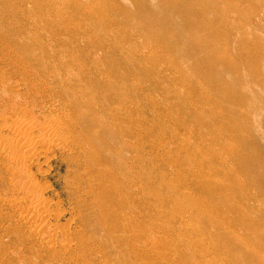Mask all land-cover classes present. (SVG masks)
<instances>
[{"label":"bare ground","instance_id":"6f19581e","mask_svg":"<svg viewBox=\"0 0 264 264\" xmlns=\"http://www.w3.org/2000/svg\"><path fill=\"white\" fill-rule=\"evenodd\" d=\"M70 1L73 4L70 6L75 7L78 15H72L74 17L68 19L64 7L55 9L47 0H0V22L7 19L6 16L14 18L10 20L11 25L6 24L9 27L2 32L30 36L28 41H14L17 56L20 54L24 57L28 68L24 74V70L21 72L23 77L16 84L20 85L24 80L31 84L34 81L31 76L35 75V83H39L41 88L34 95L32 88L23 92L18 87L16 91L20 96L31 100L29 103L37 109L38 116L33 111L24 109L26 111L22 110L16 116L3 117L4 122L0 120L3 122L0 126V170L8 175V190L15 196L2 201L6 203L4 205H8V212L0 214V264H36L38 245L46 251L75 252L78 242L75 243V237L80 233L77 228H71L69 222L62 223L65 210L59 207V203L53 204V199L48 198L50 185L32 172V168L36 166L42 175L50 170L49 161L57 152L65 154L77 170H82L76 177L77 184L73 185L76 203L78 208L79 205H86L93 209L98 219L97 224L105 233V239L96 245L109 249L110 253L104 252L101 256L104 262L113 257L117 260L116 264H172L177 262L178 257L169 247L161 245V242L168 239L172 231L176 232L171 223L177 214L167 213L164 208L162 190L165 184L161 172L163 163L151 165L153 171L148 172L150 169L146 165L144 146H135L148 133V120L145 117L147 70L145 66L134 68L136 61L117 41L114 31L108 32V29L84 24L81 19L83 5L76 0ZM212 1L218 0H160L156 5L141 3L138 10L145 22L144 28L151 30L153 27L157 40L158 36L164 35L165 30L174 28L178 33L176 40L182 44L181 52L186 57H193L198 53L202 55V61L196 66L200 75L215 81L218 94L229 101L233 109L242 105L244 95L240 99L237 95L240 90H227L220 83L226 70L236 72V61L227 49L221 48V45L216 46L222 37L225 39L232 35V31L229 26L226 28L219 23L221 17L226 18V12L225 16L220 13V18H210ZM227 1L231 4L233 2ZM242 1L264 7V0ZM15 27H20V30L16 31ZM243 37L247 49L243 50V56L249 53L251 60L264 56V46L257 38L252 40L244 35ZM165 38L163 41H166ZM173 40L170 39L167 46L176 47ZM136 73H139V77L135 76ZM263 73L257 69L253 71L258 80L264 79ZM236 83L235 81V86L238 85ZM132 88L140 92L142 97L134 95ZM204 88L210 90L208 86ZM135 113L139 114L137 118L134 117ZM200 113L201 111L198 114L194 112L196 117H201ZM223 113L226 117V112L222 110L220 114ZM215 114L220 116L217 112ZM248 115L247 113V117ZM233 129L237 133L238 130ZM191 174L197 191L220 197L218 190L221 186L217 180L206 179L201 170L194 169ZM212 203L211 207L205 205L208 202L203 199L190 200V204L208 207L206 210L212 215L210 218L214 223L222 225L220 217L223 219L224 213L218 210L217 204ZM232 205L235 206L234 203ZM166 214L171 219L170 224L164 220ZM71 216L69 220L76 222L77 215ZM84 221L89 224L87 218ZM230 224L224 228L229 232L228 241L236 248L245 249L247 261L263 264L264 257L256 250L258 245L247 240L253 231L240 224ZM262 245L260 246L263 247ZM92 251L93 249H89L87 255H92ZM83 253L78 254L83 256ZM73 260L72 262L76 261Z\"/></svg>","mask_w":264,"mask_h":264},{"label":"rangeland","instance_id":"374dc122","mask_svg":"<svg viewBox=\"0 0 264 264\" xmlns=\"http://www.w3.org/2000/svg\"><path fill=\"white\" fill-rule=\"evenodd\" d=\"M47 1L55 9L64 7L68 19L70 17L73 18L75 14L78 15L75 13V7L70 6V4L73 5L70 0L66 1L67 4L65 0H63L64 2L61 0ZM76 1L83 5L81 19L84 24H87V26L93 25L99 29H108V32L114 31L117 35V41L136 61L135 65H133L134 68L145 66L144 68L147 70L146 84L148 90L145 117L148 120V133L142 140L137 141L135 146L138 148H142L141 145L144 146L146 165L150 169L148 172L153 171V166L151 165L157 166L163 163L161 172L163 173L165 184L162 190L165 201L164 208L167 213L177 214L176 219L171 223L175 227L176 232L172 231L171 236L161 242V245L169 247L177 255V262L175 261L172 264H257L246 260L245 249L236 248L228 241L229 232L225 231V229L228 227L227 224L231 225L230 223L249 227L253 233L248 236L249 239L246 238L247 236L245 238L248 241L250 240L249 242L258 245L256 250L260 256L263 255L264 257V79L258 80L253 74L256 69L259 72H264V56L261 55L251 60L252 56L249 53V56L247 54L245 56L242 55L244 53L243 50L246 48L243 35L252 40L257 38L258 42L264 46V7L261 5L253 6L242 0H233L235 3L232 2V4L227 0L214 1L215 3L212 1V4L210 2L212 6V9L210 8V18L213 17V20L216 17L220 18L221 16L218 15L222 13L225 16L224 12H226L227 19L221 17V20L219 19L220 22H218L224 27L229 26L232 31V35L230 34L225 39L222 37L219 44L216 45H221V48L227 49V52L236 61L235 65L237 67L235 71L237 73L226 70L224 72L225 77L220 83L227 90L231 88L233 92L240 90V92H237L240 99L244 95L242 97V100H244L242 105L238 106L239 108L232 109L229 101L218 94L215 81L205 75H202L203 77L200 75L196 66L197 63L202 61V55L198 53L193 58L192 56L186 57L181 52L182 44L179 43V40H176L178 33H176L177 31L175 32L174 28L172 30L169 28L164 31V35L162 33L163 36H158L159 41L153 33L155 31L153 27H151V30L147 27L144 28L145 22L139 15L138 5L148 1ZM159 1L150 0L148 3L156 5ZM6 18L3 22H0V120L5 119L3 117L16 116L24 109L29 112L33 111L32 113H36L35 115L38 116L37 109L29 103L31 100L28 97L27 99L24 96H20L16 92L18 87L23 92L32 88L34 91L33 95L41 90L40 84L36 85L35 83V75L31 76L34 79L31 84L26 80L20 85L16 84L20 78L22 79L28 68L24 57L20 56V54H18L19 57L17 56V45L14 41H28L30 36L2 32L4 28L9 27L6 24L11 25L12 21L10 22V20L14 19L8 16ZM58 19L56 18L55 20L58 21ZM15 30H20V27H15ZM165 34H169L170 37L168 35L165 36ZM153 35L156 39H154ZM164 38L166 41H163ZM170 39L171 41L174 39L172 43L175 41V46L177 45L179 48L177 46L173 48L167 46L170 43ZM222 40L223 42H221ZM235 40L238 41L235 42ZM233 45L235 46L233 47ZM20 64L22 67H20ZM251 70L253 71L251 72ZM250 72L252 73L251 75ZM135 76L139 77V73H136ZM250 76L252 78H249ZM235 81L237 82L236 85L238 84L237 86H235ZM204 86H208L211 91L205 90ZM3 88L5 89L3 90ZM131 90L134 95H138V98L142 97L140 92L133 88ZM8 95H11V97ZM36 97H39V95ZM17 108L19 109L17 110ZM222 110L226 112V117L223 116L224 113L220 114ZM199 111H201V117H196L194 112L198 114ZM216 112L221 117L215 114ZM247 113L249 114L248 117ZM137 114L135 113V118L139 115ZM245 118L247 119L245 120ZM3 122H0V126H2L1 123L3 124ZM233 128L240 130L239 134L238 131L235 133L236 130L234 131ZM4 134L7 135L6 132ZM49 166L51 169H48L49 171L47 170L48 173L45 172L46 174L42 175L38 166L33 167L32 172L36 175L38 174L43 181L50 185L48 198L53 199V204L55 202L59 203V207L65 210V214L61 218L62 223L66 224L69 222V226L77 228L80 234L75 237V243L78 242L74 253L62 251V254L58 250L46 251L38 245V248L36 247V264H75V262L77 264H116L117 260L113 257L109 258L111 263L109 261L104 262V259L102 260L103 257L101 256L104 252L110 253L108 248L96 247L100 241L105 239V233L98 226V219L93 209L86 205H79L78 208L76 203L77 197L73 185L77 184L76 177L80 175L79 173L82 170H77V167L61 152H57L56 156L49 161ZM194 169L201 170L206 179L212 178L220 183L221 188L218 191L222 198L196 190L192 183L191 174ZM8 180V175L3 170H0V197L2 198H0V214L1 212H8L6 209L8 205H4L6 203H2V201L6 198L9 199L8 197L10 196V198L15 197L8 190L10 187ZM202 199L208 202L205 205L211 206L212 202L214 205H218V210L224 213L223 219L220 217L222 225L217 222L214 223V220L210 218L212 215L207 212L208 207L205 205L199 207L190 204V200ZM72 208H74L75 212ZM74 214L77 215L76 222H74L75 220H69L72 218L71 215ZM78 215L81 216L79 217ZM86 218L88 225L84 221ZM164 220L170 224L171 219L167 214L164 216ZM80 248L82 249L81 251ZM103 248L104 251L102 252ZM89 249H93L92 255H87ZM82 252H84L83 256L80 255ZM49 253L54 254V257ZM38 258L40 259L39 261L37 260ZM70 258L71 261H69ZM72 258L76 261L72 262Z\"/></svg>","mask_w":264,"mask_h":264}]
</instances>
